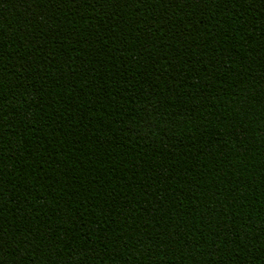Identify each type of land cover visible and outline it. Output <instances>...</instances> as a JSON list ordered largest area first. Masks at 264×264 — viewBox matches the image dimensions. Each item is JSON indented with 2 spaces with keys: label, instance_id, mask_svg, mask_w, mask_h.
<instances>
[{
  "label": "trees",
  "instance_id": "trees-1",
  "mask_svg": "<svg viewBox=\"0 0 264 264\" xmlns=\"http://www.w3.org/2000/svg\"><path fill=\"white\" fill-rule=\"evenodd\" d=\"M0 264H264V0H0Z\"/></svg>",
  "mask_w": 264,
  "mask_h": 264
}]
</instances>
